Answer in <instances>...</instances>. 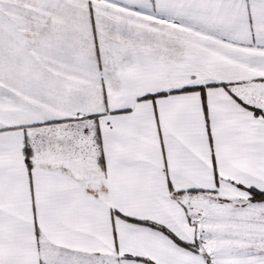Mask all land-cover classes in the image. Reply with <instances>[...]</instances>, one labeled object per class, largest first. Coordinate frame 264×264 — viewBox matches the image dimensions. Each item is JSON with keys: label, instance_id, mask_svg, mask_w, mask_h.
Wrapping results in <instances>:
<instances>
[{"label": "snow or ice", "instance_id": "snow-or-ice-1", "mask_svg": "<svg viewBox=\"0 0 264 264\" xmlns=\"http://www.w3.org/2000/svg\"><path fill=\"white\" fill-rule=\"evenodd\" d=\"M0 264H264V0H0Z\"/></svg>", "mask_w": 264, "mask_h": 264}]
</instances>
